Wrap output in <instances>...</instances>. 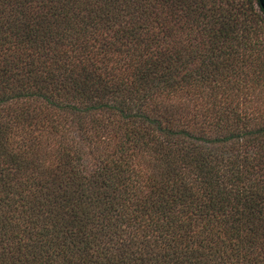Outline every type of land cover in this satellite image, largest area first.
Segmentation results:
<instances>
[{
    "label": "trees",
    "instance_id": "1",
    "mask_svg": "<svg viewBox=\"0 0 264 264\" xmlns=\"http://www.w3.org/2000/svg\"><path fill=\"white\" fill-rule=\"evenodd\" d=\"M0 264H264L258 0H0Z\"/></svg>",
    "mask_w": 264,
    "mask_h": 264
},
{
    "label": "water",
    "instance_id": "2",
    "mask_svg": "<svg viewBox=\"0 0 264 264\" xmlns=\"http://www.w3.org/2000/svg\"><path fill=\"white\" fill-rule=\"evenodd\" d=\"M258 4L262 10H264V0H258Z\"/></svg>",
    "mask_w": 264,
    "mask_h": 264
}]
</instances>
